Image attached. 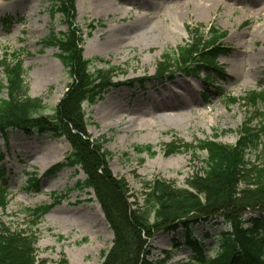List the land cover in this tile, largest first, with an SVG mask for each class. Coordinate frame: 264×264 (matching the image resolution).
I'll return each instance as SVG.
<instances>
[{
	"label": "rangeland",
	"instance_id": "1",
	"mask_svg": "<svg viewBox=\"0 0 264 264\" xmlns=\"http://www.w3.org/2000/svg\"><path fill=\"white\" fill-rule=\"evenodd\" d=\"M109 3L75 0L74 18L66 22L59 13L50 17L51 0H0V60L4 53L20 52L28 95L42 99V114L49 116L70 80L57 49L42 41L74 23L81 29L82 56L91 60L90 68L117 67L112 81L121 84L111 86L93 104L82 105L89 121V139L99 140L109 153L105 159L112 175L124 179L130 194L139 199L144 184L155 178L184 188L188 179L201 173L206 153L189 149L168 154L169 146H193L213 138L232 146L241 125L256 123V112L240 98L251 91L264 93V0ZM202 4L209 9L202 11ZM210 25L226 35L218 41L227 53L215 62L220 73L201 69L198 76H187L171 66L170 78L156 76L162 57L175 58L178 47L190 42L189 30L205 34ZM207 72L215 79L211 85L202 83ZM0 82H4L1 69ZM156 104L161 107L156 109ZM145 146H151V154L135 149ZM70 152L63 137L28 136L14 130L5 143L0 136L4 156L0 169L5 172L10 198L0 211V220L11 231L36 236L35 264H61L63 260L67 264H101L112 244V230L93 190L77 186L85 178L83 172L65 166L55 174L48 173L54 165L64 163ZM247 157L258 164L264 162V138ZM31 177L38 180L36 186H30ZM37 209L42 210L40 218L32 214ZM84 211L97 214L99 229H90L81 216ZM250 216L255 215L244 217ZM190 228V239L203 244L206 257H212L218 245L216 234L229 229L221 218L197 222ZM186 236L182 229L175 234L157 232L148 240L150 259L161 264L189 261L193 252Z\"/></svg>",
	"mask_w": 264,
	"mask_h": 264
},
{
	"label": "trees",
	"instance_id": "2",
	"mask_svg": "<svg viewBox=\"0 0 264 264\" xmlns=\"http://www.w3.org/2000/svg\"><path fill=\"white\" fill-rule=\"evenodd\" d=\"M74 2L51 0L50 17L59 13L64 21H70L74 18ZM189 31L190 42L178 47L175 58L162 57L157 77L170 78L171 66L187 76H198L201 69L220 73L216 58L227 53L218 41L226 35L214 27L206 34L196 29ZM42 43L57 49L58 60L67 70L70 83L52 114L43 115V100L28 95L20 52L4 53L0 60L4 76V82H0V136L7 143L10 131L18 130L28 136L47 135L50 139L63 137L68 141L71 152L64 163L54 165L48 173L55 174L65 166L83 172L85 178L77 186L93 190L113 234L111 247L101 264H161L150 259L148 240L157 232L175 234L179 229L187 234L186 244L193 252L189 261L180 264H264V162L258 164L247 157L264 138L263 91H251L240 98L256 112L253 118L256 123L241 125L234 145H224L213 138L193 146L182 143L172 144L174 149L169 146L168 154L189 149L206 153L201 173L188 179L184 188L155 178L144 184L140 199L134 198L125 180L112 175L105 159L109 153L102 149V143L89 139L86 131L89 121L82 108L83 103L91 105L102 99L111 86L121 84L112 81L117 67L90 68L91 60L82 56L81 29L74 23L65 32H51ZM202 80L206 85L215 81L208 72ZM135 149L151 154V146ZM3 158L0 154V161ZM4 175L0 169V211L10 202ZM28 180L33 181L30 186L38 183L34 177ZM41 212L37 209L32 214L40 218ZM249 213L255 216L245 219ZM217 218L229 229L216 234L218 245L213 256L206 257L203 244L190 239V225ZM35 244L34 234L11 231L0 220V264H35ZM61 264L67 262L63 260Z\"/></svg>",
	"mask_w": 264,
	"mask_h": 264
},
{
	"label": "bare ground",
	"instance_id": "3",
	"mask_svg": "<svg viewBox=\"0 0 264 264\" xmlns=\"http://www.w3.org/2000/svg\"><path fill=\"white\" fill-rule=\"evenodd\" d=\"M106 2V6H110V3H109V0H105ZM208 8V6L206 4H202L201 5V10L202 11H206ZM201 10L200 13H201ZM196 18H201V15H195ZM110 43L107 44V46H109ZM161 106H159L158 104H156V109H159ZM82 218L86 219L87 222L89 223V227L90 229H93V228H96V229H99L101 226L99 224H97V221H98V216L95 212H92V213H88L87 211H84V214L81 215ZM63 219V218H62ZM61 218H58V220H62Z\"/></svg>",
	"mask_w": 264,
	"mask_h": 264
}]
</instances>
